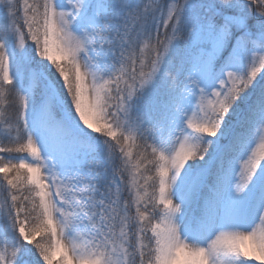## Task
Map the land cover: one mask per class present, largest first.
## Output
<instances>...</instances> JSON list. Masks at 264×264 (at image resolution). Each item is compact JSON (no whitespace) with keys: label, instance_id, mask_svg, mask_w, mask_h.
Returning <instances> with one entry per match:
<instances>
[{"label":"snow or ice","instance_id":"6c2138e0","mask_svg":"<svg viewBox=\"0 0 264 264\" xmlns=\"http://www.w3.org/2000/svg\"><path fill=\"white\" fill-rule=\"evenodd\" d=\"M261 129L264 0H0V264H264Z\"/></svg>","mask_w":264,"mask_h":264},{"label":"rangeland","instance_id":"374dc122","mask_svg":"<svg viewBox=\"0 0 264 264\" xmlns=\"http://www.w3.org/2000/svg\"><path fill=\"white\" fill-rule=\"evenodd\" d=\"M261 137H264V129L259 130V135L256 136V143L253 145V147H257L259 145ZM24 155H27V154H24ZM29 159L31 158L29 157Z\"/></svg>","mask_w":264,"mask_h":264}]
</instances>
